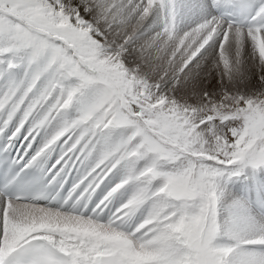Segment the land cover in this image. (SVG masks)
Instances as JSON below:
<instances>
[{"label":"snow or ice","instance_id":"1","mask_svg":"<svg viewBox=\"0 0 264 264\" xmlns=\"http://www.w3.org/2000/svg\"><path fill=\"white\" fill-rule=\"evenodd\" d=\"M257 31L264 0H0V153L47 181L13 191L20 173L5 176L0 240L19 207L56 226L2 264H237L217 240L218 181L264 169V87L192 105L161 83L187 79L210 42L229 80L246 77V44L264 73ZM249 228L230 243L264 248V226Z\"/></svg>","mask_w":264,"mask_h":264},{"label":"bare ground","instance_id":"2","mask_svg":"<svg viewBox=\"0 0 264 264\" xmlns=\"http://www.w3.org/2000/svg\"><path fill=\"white\" fill-rule=\"evenodd\" d=\"M205 15H216V12L214 9L212 10L211 8H209ZM192 17V22L188 25V27L195 23L196 20L202 18L201 14L199 13L192 15ZM200 31V29L190 31L189 35L186 37H191V43H194L197 39H199ZM181 36L183 38L185 37L183 35ZM234 39L238 41L240 39V36L237 35L236 37H234ZM252 39L254 41L262 40L264 42V38L260 36L258 31L254 36H252ZM217 47L218 45L216 44V42H210V44L206 46L204 50H202L200 56L196 61H194L193 64H197L202 55V57H207V54H209L210 52L217 51ZM261 50L263 52L261 54V57L264 58V46ZM262 74L264 73H261L256 68V73L252 81H245L243 84L237 86L238 92H240L239 94L250 95L248 94V92L255 91L254 93H256L260 91L261 88L264 87L261 81ZM171 84L172 80L168 83V85ZM219 98L220 97H218L217 100ZM234 193L236 197L232 200L230 207H232L234 204L235 205L228 217V222L230 223V225L227 228L223 229V231L218 235L217 240L221 246L233 247L234 251L232 254V259L235 260L237 264H241L242 261L253 255L264 254V248L259 245L245 246L241 244L240 248L237 249L234 242L230 243L231 238L226 233L234 232L238 235L243 236L248 234V231H250L249 225L254 226L257 229L261 226H264V220L256 212L257 208L264 207V202H262L264 200L257 199V194L264 195V169L245 171L244 177L235 187ZM119 202L120 197L114 200L112 206L113 210L116 206H118ZM89 204H91L90 207L94 206L91 202H89ZM54 227L56 226L51 222H40L38 219H36L35 215L32 212L26 210L23 207H19L15 210H10L5 217V232L2 240H0V261L6 258L15 248L31 240L32 233ZM73 242L74 241H66V243Z\"/></svg>","mask_w":264,"mask_h":264},{"label":"rangeland","instance_id":"3","mask_svg":"<svg viewBox=\"0 0 264 264\" xmlns=\"http://www.w3.org/2000/svg\"><path fill=\"white\" fill-rule=\"evenodd\" d=\"M192 18V15L184 16L183 22L180 25L181 31L187 29L188 25L192 22ZM181 35H183V33H181ZM183 39L191 43L192 38L190 37L189 39L185 36ZM254 42L256 50L261 56L263 53L261 49L264 46V42L262 40ZM207 55V57H202V55L198 63L192 65L190 73L186 74L187 79L182 77L180 82L176 83L174 86L173 84L168 85V83L172 80L171 74H169V76L161 83L162 91L168 92L180 102H186L188 104L195 105L202 101L204 93H207L209 97L215 99L220 97L224 91L239 94L240 92H238L237 86L243 84L245 81H252L254 79L256 73L255 64L257 61L252 57L250 45L246 44L241 52V59L246 70V77L241 80H229L223 75L224 70L222 66H215L217 61V51L210 52ZM127 63L129 66H135L136 61L130 58ZM150 78L153 81H157L160 78V73L153 72ZM254 92H248V94L251 95ZM218 131H222V128H219ZM244 172L232 177H222L218 181L222 195L218 204L217 221L223 229L230 225L228 222V217L235 205L234 204L232 207H230L232 200L236 197L234 189L238 185L239 181L243 179Z\"/></svg>","mask_w":264,"mask_h":264}]
</instances>
